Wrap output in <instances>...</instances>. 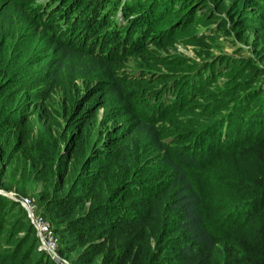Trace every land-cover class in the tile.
Wrapping results in <instances>:
<instances>
[{
  "label": "trees",
  "instance_id": "trees-1",
  "mask_svg": "<svg viewBox=\"0 0 264 264\" xmlns=\"http://www.w3.org/2000/svg\"><path fill=\"white\" fill-rule=\"evenodd\" d=\"M7 1L29 25L0 13V188H38L59 255L264 264V0L233 1L226 18L221 0ZM207 20L238 39L260 30V61L170 51ZM36 246L0 193V264H55Z\"/></svg>",
  "mask_w": 264,
  "mask_h": 264
},
{
  "label": "rangeland",
  "instance_id": "rangeland-1",
  "mask_svg": "<svg viewBox=\"0 0 264 264\" xmlns=\"http://www.w3.org/2000/svg\"><path fill=\"white\" fill-rule=\"evenodd\" d=\"M44 1L45 0H35L36 3ZM204 1L206 3H209V0ZM233 1H236L238 3L240 0H221L218 5L219 9L217 11L221 17L226 18V8L229 7L233 3ZM2 6L3 9L1 10L0 8V13L5 16V25H29L27 14L25 11H23L22 5H15L12 2H8L7 0H0V7ZM210 6L214 9V6H212V4H210ZM138 11L137 14L139 13ZM115 17L116 19H119L117 15H115ZM137 18L138 21L141 20L142 15L138 14ZM145 23V30H148V28H150V25H154V23L150 19L146 20ZM205 25H209L211 27V30L208 29L207 31V28H204ZM214 25V22H212L211 20H207L204 23L195 24L197 33H192L190 35H175L172 42V47L169 48L170 51H175L176 53H180L186 57L193 58L200 63L206 61L216 53L243 55L245 57H251L256 62L260 61L258 56L250 50L252 48L253 42L255 40L261 39L260 30H258L257 28H250L248 30L246 29L243 32L241 39H238L233 31L232 33H224L220 30H216L214 28ZM158 27L159 25L155 24L153 29H158ZM127 63L131 64L132 62L129 60L127 61ZM98 112H100V109ZM12 189L13 188H10V190L6 191H13ZM37 190L38 188L36 186L32 188V186L30 185L29 188H27L25 194L32 199L34 207L39 211L40 205L36 201L34 196ZM168 264L176 263L169 262Z\"/></svg>",
  "mask_w": 264,
  "mask_h": 264
},
{
  "label": "built area",
  "instance_id": "built-area-1",
  "mask_svg": "<svg viewBox=\"0 0 264 264\" xmlns=\"http://www.w3.org/2000/svg\"><path fill=\"white\" fill-rule=\"evenodd\" d=\"M7 192H9V197L17 200L25 209L37 237V249L43 250L55 264H72L59 255L57 251L59 237L53 231L48 220L40 212L36 211L32 199L28 196L18 195L14 191Z\"/></svg>",
  "mask_w": 264,
  "mask_h": 264
},
{
  "label": "water",
  "instance_id": "water-1",
  "mask_svg": "<svg viewBox=\"0 0 264 264\" xmlns=\"http://www.w3.org/2000/svg\"><path fill=\"white\" fill-rule=\"evenodd\" d=\"M0 192L5 194V195H7V196H9V193L7 191L3 190V189H0Z\"/></svg>",
  "mask_w": 264,
  "mask_h": 264
}]
</instances>
